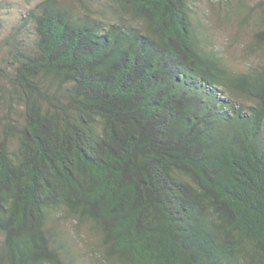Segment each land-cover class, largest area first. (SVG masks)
Listing matches in <instances>:
<instances>
[{"label": "trees", "instance_id": "1", "mask_svg": "<svg viewBox=\"0 0 264 264\" xmlns=\"http://www.w3.org/2000/svg\"><path fill=\"white\" fill-rule=\"evenodd\" d=\"M193 2L39 0L2 38L0 264H264V25L235 66Z\"/></svg>", "mask_w": 264, "mask_h": 264}, {"label": "rangeland", "instance_id": "2", "mask_svg": "<svg viewBox=\"0 0 264 264\" xmlns=\"http://www.w3.org/2000/svg\"><path fill=\"white\" fill-rule=\"evenodd\" d=\"M39 0H0V43L22 13ZM73 1V0H66ZM197 18L209 27L212 38L235 66L244 67V46L263 27L264 0H193ZM230 11V13H228ZM1 50L0 53H3ZM258 60L263 59L259 54Z\"/></svg>", "mask_w": 264, "mask_h": 264}]
</instances>
